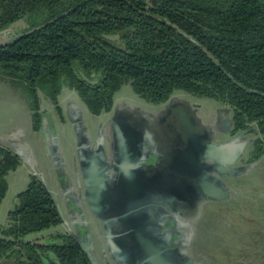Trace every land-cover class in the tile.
Here are the masks:
<instances>
[{
	"label": "trees",
	"instance_id": "obj_1",
	"mask_svg": "<svg viewBox=\"0 0 264 264\" xmlns=\"http://www.w3.org/2000/svg\"><path fill=\"white\" fill-rule=\"evenodd\" d=\"M25 19L29 30L0 47V73L25 91L35 130L42 94L61 113L72 89L98 116L130 84L155 104L178 90L218 102L235 131L254 126L250 161L264 155V0H0V32ZM19 165L0 144V205ZM18 200L0 224V264H92L73 236H35L62 223L38 176Z\"/></svg>",
	"mask_w": 264,
	"mask_h": 264
},
{
	"label": "water",
	"instance_id": "obj_2",
	"mask_svg": "<svg viewBox=\"0 0 264 264\" xmlns=\"http://www.w3.org/2000/svg\"><path fill=\"white\" fill-rule=\"evenodd\" d=\"M8 43V42H6ZM6 43H1L0 47ZM72 108L67 109L66 116L70 119V127L77 138V152L79 169L84 182L82 199L86 201L94 214L102 223L104 240L108 246L110 257L115 264H192L194 258L189 253V248L194 237L192 221L200 217V202L222 201L230 198L237 189L228 187L224 178H237L248 174L254 169L261 159L243 165H235L244 155L247 147L254 141L248 138L254 126L240 130L231 139L220 144L211 143L212 135L219 138L224 136V131H216L209 124L196 116L200 104L192 103L187 97L172 95L166 104V110L174 111L178 116L179 131L172 132L191 136L187 142H204L200 145L199 153L202 166L200 172L178 173L172 170L174 164L167 167L155 168L142 163L144 157L148 158L145 146L148 145V135H152L154 113L136 107L125 113L119 107L111 112L112 142L110 144L112 159L109 160L105 146V131L100 129L93 147H90V136L86 125L88 108L80 101L72 100ZM70 105V104H69ZM222 116L225 117L231 110L227 107H219ZM145 111V112H144ZM42 131L47 140V150L52 159L54 169L64 167V158L58 136L57 128L51 111H45L41 102ZM91 114V113H90ZM144 118V119H143ZM176 119V118H174ZM145 121L146 129L137 127L138 121ZM233 125V120H230ZM181 128V129H180ZM231 128V127H230ZM200 136L203 138H200ZM7 144L20 159L28 163L34 175L48 187L46 176L36 169V159L29 147L25 150L12 142ZM93 148V153H90ZM187 148V147H186ZM184 152V151H183ZM186 152V151H185ZM188 154V153H187ZM210 158L213 164L206 165L202 160ZM174 160V159H173ZM169 167V168H168ZM211 167V168H208ZM150 168H153V173ZM117 170V172H114ZM195 182L198 187H195ZM179 190L197 193L199 204L192 206L191 216L182 213L175 214L171 219L175 222V229L163 230L162 224L167 219L161 216V212L154 206V199L179 198ZM192 190V191H191ZM52 195L55 193L52 192ZM62 222L69 227L63 208L57 202ZM165 218V219H164ZM175 235V238H174ZM181 237L179 241L177 239ZM83 251L92 264H100L96 257L92 238L86 233L84 238H76Z\"/></svg>",
	"mask_w": 264,
	"mask_h": 264
},
{
	"label": "flooded vegetation",
	"instance_id": "obj_3",
	"mask_svg": "<svg viewBox=\"0 0 264 264\" xmlns=\"http://www.w3.org/2000/svg\"><path fill=\"white\" fill-rule=\"evenodd\" d=\"M17 37H15V38H17ZM0 76L3 79H6L3 75H1V73H0ZM64 90H65V88L63 89L62 93L64 92ZM70 90H72V89H70ZM72 91H74V90H72ZM74 92H76V91H74ZM62 93H61V95H62ZM61 95L59 97V106L61 107V111H62L61 113L56 109L55 105L53 104V102L48 97H47V101L49 102L51 109L50 110L44 109V110L52 112L54 121H55V117H56V113L54 112V110L56 109L55 111H57V113L60 114L59 120L57 119V117H56V120H58L61 125H64L66 128H68V130L70 131L71 136L73 138L72 145L70 146V152H69V154L64 152L63 147H62V143H61V139H60V136L58 134L59 139H60V145L62 148V156L64 158L65 166L61 167V168L59 167L58 169H54V164H53L52 159L49 157V154H48L50 166H48V168H47V162L45 161V162H43L42 165L37 163L36 169L39 172L41 171L43 174L45 172L49 173L50 170L52 169L51 172H53V176H52L51 181H52V183H54L57 186V191L53 195L55 204L57 205V202H58L60 204V206L63 208L65 216L69 222V226L72 228V231H70L69 227L62 222L59 225V227H61L62 230L65 229V231L63 230V233L70 235V236H73L75 239L76 238H84V237H86V233H89V235L92 238V244L94 247L96 257L99 260L100 264H115L112 261V258L110 257L108 246L106 245L105 240H104V233L102 231L103 226H102L101 221L94 216V214L92 213L88 203L82 199V194L84 193V182L82 180V173L80 172V169H79V159H78V152H77V138H76L75 134L73 133L72 129L70 128V119L66 116V113L64 112L65 109L62 105V100L64 99L65 95L63 97H61ZM174 95L177 96L178 94H174ZM188 95L191 96L190 94H188ZM77 96L79 97L78 93H77ZM71 98L72 97H68L67 100L65 101V107H67V109L69 108V110H70V108L75 106L72 103L73 101ZM41 100H42V98H41ZM74 101H80V100H74ZM168 101L165 103H162V104H156L154 109L146 110L150 113H154L155 117L152 119V121H153L152 125L154 128V129H152V135H148L149 136V137H147L148 145L145 146L146 152L149 153V157L148 158L144 157L145 160H143L142 163L144 165L152 166L155 168L167 167L173 163L174 166L172 167V170H174L175 172H178V173H191V172L198 173V172H200V169L202 170V166H201V164H199L200 163L199 161L201 160L199 158V153L202 151V148L200 145L204 144V146H205V144H207L206 143V142H208L207 137L205 139H203L200 136V138H202L204 141V142H202V144L198 143V141H196V140L191 141L189 143V142H187V140H189V138H191V136H195V135H187V134L182 135V134L172 133V132L179 131L178 128L180 127V125H179L178 118H177L178 115L176 113H174L173 110L172 111H170L169 109L166 110L165 107H166V104L168 103ZM195 102H198V101H195ZM192 103H194V102H192ZM114 106L115 107L118 106L119 109H121L125 113H128L131 110H134L136 107H140V106L128 103L126 101H118V100H115ZM114 106H113L112 110L109 112H104L98 116L93 115L95 117H91V118L87 117V121H86V125L88 126V131H89V136H90V142H91L90 147H91V145L93 147L94 143L96 142V137H97L100 129H103V131L106 132L105 133V146H106V153H107L109 160L112 159V154H111L112 151L110 148V144L112 142L111 141L112 135H111V123L109 122V118L112 114L111 112L113 111ZM206 106L207 105H205V104L203 106L200 104V107L198 109H202V108L206 109L207 108ZM208 107L210 109L211 118L209 119V121H204V122L206 124H209L211 126V128L213 129V131H214V128H216L217 132L218 131L222 132L225 130V128H228L227 133L222 137L216 138L215 135H212L211 136L212 140H209L212 144L213 143L220 144V143H222L228 139H231L233 136H235V134H237L239 132V131H235L234 122H233V125H231V123H230V120L231 119L233 120L232 112L227 113L226 116L223 117L222 113L219 111L220 106L217 107V105H216V106H211V107L208 106ZM142 109L145 110V108H142ZM40 110H41V107H40ZM101 116H105L106 121H103V120L97 121L96 120L97 117H101ZM174 118H176V119H174ZM90 120L92 122H94V120H95L94 126L89 124ZM146 124L147 123L145 121L141 120V121H138V123L135 125L137 127L143 128L144 130H147ZM41 126H42V121H41ZM41 130H42V128H40V130H36V131H41ZM248 138H250V137H248ZM253 139H254V141L250 145L253 146V150H254V142L256 139L255 138H253ZM46 142H47V140H46ZM93 150H94L93 148H90V153H93ZM250 152H252V150ZM47 153H48V150H47ZM243 156H242V158H243ZM30 158L32 160L35 158L36 161L39 162L35 156L34 157L30 156ZM242 158H240L235 165H243V164L251 163V161H249V162L248 161L247 162L240 161V160H242ZM19 159H20V157H19ZM203 161L206 163V165L213 164V161L210 158H204L202 160V162ZM22 162L23 161L20 159V165L22 164ZM208 168H211V167H208ZM31 169H32V167H31ZM149 170H151L152 173L154 172L153 168H150ZM32 171H33V169H32ZM114 172H117V170H115ZM31 176H37V175H34V171H33V174ZM233 179H234L233 177H228V178H224L223 180L228 187L235 190L236 188L233 185ZM27 186H26V188H27ZM194 186L198 187V184L195 182ZM26 188L22 189L19 193L24 191ZM179 192H180L179 193L180 197L177 199H174V198H172V199L171 198L170 199H168V198H166V199H164V198L154 199L155 208L158 209V211H160L162 213L161 216L165 215L164 217L167 219L162 224V229L164 231L167 229L168 230L173 229V228L175 229L176 224H175V222L171 221V219H173L175 217V214L182 213L184 216H188V215L191 216V215H193V213L195 214L194 211L192 213V206H197L199 204L200 194L198 196L199 198H197L196 197L197 193L194 190H193V193L189 192V191H187L185 193L184 190H179ZM237 193H232L229 199L233 198ZM200 200H203L200 202V208H201V214H202L203 206L210 201H208V200L206 201L203 198ZM4 201H5V199L3 200L2 204L4 203ZM189 203H191L192 206H190ZM2 204L0 206H2ZM18 204H19V200H18V195H17L15 200L12 202V207L8 210V212L10 210L14 209ZM201 214H200V217H201ZM7 215H8V213L6 214V218L3 222L0 221V224L2 226L5 225V223H6ZM199 218L192 221L193 227ZM59 233H62V232H59ZM57 234L58 233H56V234L55 233H48V234L46 233L44 235L36 236V237H40V238H42V240L44 242H46V241H48L46 236H52V235H57ZM174 238H175V235H174ZM180 239H181V237H179L177 239V241H179ZM42 240H41V242H42ZM190 250H191V246L189 248V253H190ZM190 255H191V253H190ZM192 264H201V263H199L198 261H196L194 259V263H192Z\"/></svg>",
	"mask_w": 264,
	"mask_h": 264
},
{
	"label": "rangeland",
	"instance_id": "obj_4",
	"mask_svg": "<svg viewBox=\"0 0 264 264\" xmlns=\"http://www.w3.org/2000/svg\"><path fill=\"white\" fill-rule=\"evenodd\" d=\"M30 26V21L25 19L1 31L0 44L12 41L18 35L29 30ZM174 94L187 97L202 106L207 105L206 109L202 108L196 111V116L203 121H209L211 118L208 106L225 107L210 98L196 97L184 90H178ZM64 95L62 105L65 109L64 112H66L65 101L67 98L72 97L79 100L80 98L76 92L69 88H65L61 97ZM41 98L44 109L50 110L51 106L47 101V96L42 94ZM115 100L126 101L147 110L154 109L156 106L155 103L138 95L130 84H125L115 94ZM29 109L30 104L25 91L20 86L13 85L9 80L0 76V131L11 127L13 124H16V129H20L22 125L34 129V112L31 113L32 110ZM55 110L59 120L60 114ZM56 117L55 124L63 150L69 154L73 138L68 128L61 125ZM87 117L95 116L89 113ZM96 120L106 121V117H97ZM94 122L90 120L89 124L94 126ZM247 136L256 139L258 134L252 131ZM251 150L252 152H250ZM252 153L253 146L250 145L240 161L249 162ZM260 159L261 162L248 174L233 179V185L239 191L233 198L210 201L203 206L201 217L194 224V237L190 250L191 256L199 263L264 264V155ZM36 163L40 164L39 162ZM13 173H10V179L13 177ZM44 175L47 177L45 173ZM48 179H52L50 174ZM48 187L56 193L57 186L54 183L49 182ZM63 230L65 231V229ZM63 230L59 226L52 227L42 233L35 234V236L46 233H63Z\"/></svg>",
	"mask_w": 264,
	"mask_h": 264
},
{
	"label": "crops",
	"instance_id": "obj_5",
	"mask_svg": "<svg viewBox=\"0 0 264 264\" xmlns=\"http://www.w3.org/2000/svg\"><path fill=\"white\" fill-rule=\"evenodd\" d=\"M72 100H79V99L72 98ZM7 142L18 144L19 146L23 147L25 150H28L29 147H31L34 153V156L38 159L39 163L42 165L43 162L46 161L47 168L48 166H50L48 153H47L46 137L42 130L36 131L32 127L30 128L25 125H22L20 129H16V124H13L11 127L0 131V144L3 147L11 150V147L7 144ZM51 170L49 173L45 172V174L47 175L46 179H47L48 185H49V182L52 183V181L48 179L49 174L53 176V172H51ZM11 172H14L13 173L14 175L10 179ZM11 172L8 174L9 189L6 194L4 203L2 204V206H0V221L1 222L5 220L8 210L12 207V202L15 200L18 193L22 189L26 188V186L28 185L30 181L31 175L33 174L31 167L25 162H22V164L17 169Z\"/></svg>",
	"mask_w": 264,
	"mask_h": 264
}]
</instances>
